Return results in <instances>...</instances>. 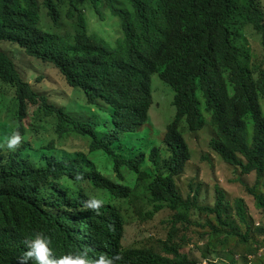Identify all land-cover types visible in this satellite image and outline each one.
I'll use <instances>...</instances> for the list:
<instances>
[{
  "label": "trees",
  "instance_id": "obj_1",
  "mask_svg": "<svg viewBox=\"0 0 264 264\" xmlns=\"http://www.w3.org/2000/svg\"><path fill=\"white\" fill-rule=\"evenodd\" d=\"M128 1L131 12L111 7L125 29L112 50L85 37V10L92 6L101 17V0H0V111L14 115L19 134L37 132L46 140L13 151L0 144V264H22L26 240L37 232L49 237L56 258L86 253L91 264L102 256L113 258L111 264H196L179 250L189 241L181 230L195 214L208 218V254L235 237L246 245L245 256L261 250L262 261L254 264H264V227L254 226L242 198L230 204L215 186L214 203L202 205L199 186L184 197L177 185L191 157L185 135L206 126L201 92L213 132L209 148L242 175L255 174L252 186L238 182L264 215V54L254 62L247 47L255 36L264 48V0ZM65 20L85 34L74 45L62 31ZM12 44L39 68L59 72L86 104L71 113L55 104L25 79ZM153 75L174 91L175 116L162 139L149 115ZM71 138L88 142L87 151L64 148ZM25 149L33 153L26 156ZM89 154L103 155L100 162L111 163L115 179ZM126 174L131 186L123 183ZM92 199L102 204L90 207ZM120 200L141 201L147 219L174 212L161 252L123 246ZM256 237L261 247L251 248Z\"/></svg>",
  "mask_w": 264,
  "mask_h": 264
},
{
  "label": "rangeland",
  "instance_id": "obj_2",
  "mask_svg": "<svg viewBox=\"0 0 264 264\" xmlns=\"http://www.w3.org/2000/svg\"><path fill=\"white\" fill-rule=\"evenodd\" d=\"M102 16L101 19L94 11H86L88 29L90 32L100 33L104 37L116 35L121 31L120 19L113 17L110 10L111 7L121 6L128 11H132L128 0H112V2L103 1L101 4ZM253 60L260 61L262 57V47L259 40L251 38ZM11 53L16 56V62L19 67H23V75L26 80L34 84V86L41 91L47 92L51 95L52 100L59 102L64 94L70 95V101L74 103H82L78 94L72 91L61 77L59 72L51 67L39 68L37 63L26 57L24 53L12 47ZM20 54V56H19ZM30 73L33 76L30 77ZM42 78L36 81L37 76ZM153 104L151 106L149 115L150 122L155 128V133L158 138L162 139L167 125L173 120L175 116V107L173 105L174 91L163 82L158 75H153L151 79ZM198 98L201 104L202 118L206 124L199 132L186 134V142L190 148L191 157L187 163L182 176L179 178L177 185L185 197L187 192L191 190L194 193L197 186H199V204L212 205L215 199V186H218L225 192V199L232 204L237 198H242L245 203L248 216L253 221L254 226L264 227V215L256 208L255 201L252 196L248 195L243 186L238 182L241 179L248 186H252L255 182V174L242 175L240 170L228 165H225L220 158L209 148V139L213 136L211 127L208 126L210 114L204 110L205 100L201 92H198ZM63 147L72 151H87L88 142L80 138H71L64 142ZM90 158L96 161L98 168L102 171L105 169L106 174L115 179V173L112 170L111 163L103 165L100 162L101 154L90 155ZM104 158V157H103ZM99 159V160H98ZM105 159V158H104ZM102 164V165H101ZM133 178L126 174L123 183L131 186ZM191 183V186L188 184ZM117 204L123 209V217L126 220L125 232L122 244L124 247H146L153 249L156 252H161V241L166 239L168 225L166 220L170 219L174 212L169 210H162L157 213L152 219H147L145 212L149 209L142 204L141 201H136L133 204L127 201L120 200ZM187 229L181 230L185 232L188 243L179 245L180 252L186 254L190 259H194L196 264H206L211 261L216 264H254L262 261L261 250L253 256L252 253H246V245L240 244L235 237L229 240L225 250H217L212 255L207 253L208 242V228L205 222L208 218L205 215L195 214L191 215ZM237 226V222H235ZM242 230V229H241ZM243 231V230H242ZM260 237H256L255 243H252L251 248H260ZM237 242V244H236ZM260 245V246H259ZM234 252V254L232 253ZM206 254V257L203 256ZM250 255V256H249ZM251 262H250V261Z\"/></svg>",
  "mask_w": 264,
  "mask_h": 264
},
{
  "label": "clouds",
  "instance_id": "obj_3",
  "mask_svg": "<svg viewBox=\"0 0 264 264\" xmlns=\"http://www.w3.org/2000/svg\"><path fill=\"white\" fill-rule=\"evenodd\" d=\"M103 1H107V0H101L100 4ZM263 5H264V1H263ZM89 9H93V7L91 6L87 8L85 11H88V12L91 11ZM110 12L112 14L111 10ZM86 18H87V14H86ZM99 18L101 19V17ZM63 25H67V27H62V31L65 32L66 29L68 30L69 32L68 37L70 39L71 45L76 44L77 38L80 37V35L83 32L78 27L74 26L70 21L65 20L63 22ZM120 27H121V24H120ZM86 29H87L88 36H86L84 33L83 34L85 35L86 39L89 42L91 41L97 42V39H101L103 41H106L107 44L105 45L112 50L118 49V44L122 42L125 38V29H123L122 27H121L122 33L118 31L116 35H111L109 37H104L100 33L94 32L95 30L90 32L88 29V22H87ZM251 38L259 40V44L262 47V54H264V50H263L264 48L261 43L262 41L259 37H255V36L247 38V47L250 46L251 53H252V46H251V41H250ZM100 43L102 42L100 41ZM13 46L14 48L18 49L19 52L24 53V51L20 49L17 45H13ZM251 57H252L251 60H253V54L251 55ZM69 88H71L73 92L75 91L78 94V96L81 99H83V102L76 103L74 105V103L70 101L71 99L70 95L64 94L59 102L54 101V103L57 105L65 106L66 110L69 113H71L73 106L75 108L76 105H80V104L85 105L86 101H84V93L81 90H76L72 88L71 86H69ZM42 140H45V139L37 132H30V133L22 134V135L19 134V125L16 122L14 115L7 114L6 107H5V111H0V144L2 145V148L8 147L9 151H13V150H18L19 148H24V145L26 142L34 143V142H39ZM68 151L72 152V150H68ZM32 153L33 152L27 151L25 149L26 156H29ZM41 156L48 158V156L44 154H42ZM101 204H102V201L99 199H92L89 201V206L93 208H98ZM49 244H50V239L47 235H45L42 232L35 233L33 238L26 240L27 251L24 252L22 257L20 258L22 264H26V261L30 258L34 259L36 261V264H91V262L88 259H86V253H78V254L69 253L59 258L53 257L52 249L49 247ZM112 259L113 258H109L108 261H105V257L102 256L98 261L95 262V264H111ZM114 259H119V257H115Z\"/></svg>",
  "mask_w": 264,
  "mask_h": 264
}]
</instances>
